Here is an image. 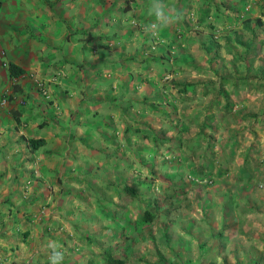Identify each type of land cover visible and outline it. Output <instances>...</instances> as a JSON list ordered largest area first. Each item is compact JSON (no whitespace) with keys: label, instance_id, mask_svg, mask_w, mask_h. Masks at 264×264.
Wrapping results in <instances>:
<instances>
[{"label":"rangeland","instance_id":"1","mask_svg":"<svg viewBox=\"0 0 264 264\" xmlns=\"http://www.w3.org/2000/svg\"><path fill=\"white\" fill-rule=\"evenodd\" d=\"M139 1L150 9L152 0ZM163 3L182 18L172 22L169 37L160 38L165 43L162 56L158 60L134 56L130 76L124 65L119 73L95 74L85 63L93 80L84 84L82 79L81 88H99L98 94L86 93L98 97V104L77 117L70 113L62 126L49 131V156L37 157L31 166L24 162L20 171L15 165L5 171L0 167V264H50V242L63 252L61 264H104L105 250L123 255L125 264H158L156 256L182 264L177 254L166 257L167 244L153 237L156 227L137 230L134 222L145 206L142 198L151 200L146 204L150 209L160 206L163 179H181L205 190L221 178L222 171L215 169L222 159L219 150L227 144L224 135L212 137L215 126L209 122L213 110H220L216 102L224 94L230 101L264 99V0ZM125 4L129 6L128 0L118 2L121 8ZM115 80L132 89L104 92L118 85ZM259 114L249 109L245 119L255 123ZM43 160L44 168L39 165ZM132 180L142 182L138 199L128 198L122 189V183ZM263 180L264 175L255 179ZM174 186L179 191L167 188L171 208L174 192L178 199L188 192ZM167 215L160 219L176 233ZM256 244L252 247L260 248L258 261L250 264H264V240ZM156 245L162 252L155 251ZM244 256L253 258L254 253Z\"/></svg>","mask_w":264,"mask_h":264},{"label":"crops","instance_id":"2","mask_svg":"<svg viewBox=\"0 0 264 264\" xmlns=\"http://www.w3.org/2000/svg\"><path fill=\"white\" fill-rule=\"evenodd\" d=\"M118 2L0 0V167L4 171L10 165L20 171L24 162L31 166L37 157L49 156V131L62 126V119L67 116V120L70 113L77 117L81 110L98 104V97L91 98L86 93L98 94L99 88L92 87L89 91L81 88L83 81L85 84L93 80L85 63L93 73L103 70L119 73L122 65L128 73L134 56H144L143 60H158L162 56L165 43L159 40L173 33L174 24L152 35L143 26L151 19L155 21V16L143 6V1L135 0L133 5L128 0L129 6L125 4L123 8ZM155 38H159L158 42L151 45ZM8 62L20 66L22 71L11 76ZM102 62L107 65L101 67ZM130 89L132 86L128 89L126 84L118 83L104 92L126 93ZM262 97L253 102L230 101L224 94L215 101L220 110H213L215 115L209 122L215 126L212 137L218 140L224 135L227 144V148L219 150L222 159L215 169L222 171L220 182L202 190L193 184H183L181 179L165 178L158 208L150 209L146 204L151 200L142 198L143 209L152 211L153 216L150 221H141L142 209L139 221L134 223L137 230L141 226L158 229L153 237L157 243L167 244L163 248L168 259L177 254L178 263L182 264L257 263L256 252L260 248L252 246L264 240V180L255 181L264 175ZM249 109L260 113L255 123L245 119ZM229 117L232 121H227ZM39 136L44 143L35 150L29 149L26 139ZM39 165L46 167L44 160ZM175 184L188 192L185 196L179 194V199L174 192L175 203L171 208L166 201L167 188L170 185L169 189L179 191ZM163 214L172 218L166 221L175 223L176 233L164 225L160 219ZM157 221H160L158 226ZM153 248L162 252L158 245ZM246 253H254V257H243ZM158 258V264L171 263Z\"/></svg>","mask_w":264,"mask_h":264},{"label":"trees","instance_id":"3","mask_svg":"<svg viewBox=\"0 0 264 264\" xmlns=\"http://www.w3.org/2000/svg\"><path fill=\"white\" fill-rule=\"evenodd\" d=\"M245 27L248 28L247 21H244ZM8 73L11 76H16L18 75L21 71L22 68L12 62H8L7 65ZM115 97V96H114ZM113 99V97H112ZM127 102V101H126ZM129 104L125 105L127 107ZM150 106H153L151 104H148ZM155 137V135H152V137ZM44 143L43 137H28L26 139V145L29 147L31 150H35L39 146H41ZM142 182L140 180H132L129 184L122 183V189L124 192L130 196V197H138L137 194V187L141 184ZM153 216V212L150 211L149 209H143L142 214H141V221H150ZM103 263L104 264H125V257L123 255L120 256H114L110 251H103Z\"/></svg>","mask_w":264,"mask_h":264},{"label":"clouds","instance_id":"4","mask_svg":"<svg viewBox=\"0 0 264 264\" xmlns=\"http://www.w3.org/2000/svg\"><path fill=\"white\" fill-rule=\"evenodd\" d=\"M150 14L155 16V21L145 26V31L156 35L160 29L168 27L174 20L178 21L182 18V13L177 12L175 9H170L163 0H152L150 6ZM52 249L49 255L50 264H61L63 260V252L58 251L55 244L50 242L48 245Z\"/></svg>","mask_w":264,"mask_h":264}]
</instances>
